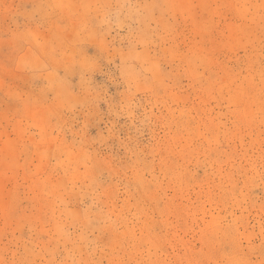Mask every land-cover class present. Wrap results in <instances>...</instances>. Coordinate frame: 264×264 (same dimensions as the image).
Segmentation results:
<instances>
[{"label":"rangeland","instance_id":"374dc122","mask_svg":"<svg viewBox=\"0 0 264 264\" xmlns=\"http://www.w3.org/2000/svg\"><path fill=\"white\" fill-rule=\"evenodd\" d=\"M0 264H264V0H0Z\"/></svg>","mask_w":264,"mask_h":264}]
</instances>
